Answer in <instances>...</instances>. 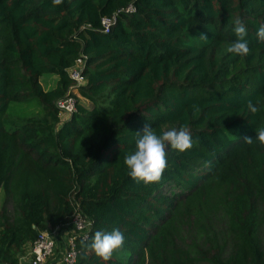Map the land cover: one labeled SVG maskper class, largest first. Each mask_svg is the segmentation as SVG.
Listing matches in <instances>:
<instances>
[{
	"label": "trees",
	"instance_id": "16d2710c",
	"mask_svg": "<svg viewBox=\"0 0 264 264\" xmlns=\"http://www.w3.org/2000/svg\"><path fill=\"white\" fill-rule=\"evenodd\" d=\"M237 18L246 56L227 52ZM261 24L264 0H0V263L19 264L40 230L80 214L91 226L73 264H264ZM145 123L157 135L187 127L193 141L166 147L150 184L124 163ZM116 228L124 244L109 261L84 255L81 240Z\"/></svg>",
	"mask_w": 264,
	"mask_h": 264
},
{
	"label": "clouds",
	"instance_id": "9594fccd",
	"mask_svg": "<svg viewBox=\"0 0 264 264\" xmlns=\"http://www.w3.org/2000/svg\"><path fill=\"white\" fill-rule=\"evenodd\" d=\"M62 2L63 0H53L55 5ZM234 32L237 39L229 44L227 52L240 56L248 55L250 48L245 39L247 29L239 18L235 20ZM256 35L260 41H264V24L260 25ZM199 39L206 40L207 34L201 32ZM247 109L252 114L259 111L257 104L251 100L247 101ZM135 134V149L125 156L124 163L129 170L128 175L145 184L156 183L162 179L163 172L167 167L166 147L170 146L172 149L184 152L193 146L191 133L187 127L162 130V133L157 135L153 127L149 123H145L143 128ZM255 139L264 144V129L256 131ZM244 142L251 144L253 138L245 137ZM80 244L85 256L94 253L103 261H109L113 252L123 246L124 233L118 228L111 232L96 231L90 242L81 240Z\"/></svg>",
	"mask_w": 264,
	"mask_h": 264
},
{
	"label": "built area",
	"instance_id": "2783aa9c",
	"mask_svg": "<svg viewBox=\"0 0 264 264\" xmlns=\"http://www.w3.org/2000/svg\"><path fill=\"white\" fill-rule=\"evenodd\" d=\"M128 10H133L132 7H128ZM111 19L104 18L102 24L104 25L105 32H108V25ZM82 59H76L73 67L68 69V73L71 79L74 80L76 87L81 86L85 82V78L80 74ZM57 106L62 113L68 114L75 110V101L72 97L66 96L57 102ZM88 219H82L80 214H75L73 219L67 224L71 225L72 232L66 239V248L62 257V264H73L76 260L77 249L76 239L83 238L86 234V229L89 225ZM54 232L49 233L46 231L38 232L37 239L27 249V259L30 264H44L53 254L55 250Z\"/></svg>",
	"mask_w": 264,
	"mask_h": 264
},
{
	"label": "rangeland",
	"instance_id": "374dc122",
	"mask_svg": "<svg viewBox=\"0 0 264 264\" xmlns=\"http://www.w3.org/2000/svg\"><path fill=\"white\" fill-rule=\"evenodd\" d=\"M56 80H57V77L54 76V75H43V76L40 78V82H41V84H42V86H43L44 89H51V88H53V87L55 86ZM11 110H12V112H17V114H18L20 111H22V112L25 113V114H31V113H34V112H35L33 108H31V107H29V106H27V105H22V107H20V106H16V105H12ZM3 200H4V192H3V190L1 189V190H0V208H1V206H2ZM80 217H81L82 219H88L87 217H85V216H83V215H80ZM70 221H71V219L69 220V222H70ZM88 221L90 222L89 219H88ZM69 222H68V223H69ZM68 225H69V228H70V227H71L70 224H64V225H61V226L55 227V228H53V229H44V230H40V231H46V232L52 233V232H54V230L57 228V230H56L55 233H54L55 243H56V245H57L56 238H61V237H63L64 232L59 233L58 237H56V235L58 234V232H59L60 229L66 228V227H68ZM90 226H91V223H89L87 229L85 230L86 233H87V231L89 230ZM40 231H39V232H40ZM69 232H71V229H70ZM36 239H37V238H36ZM56 245H55V250H54V252H53V254H52V256H51L50 258L54 257V255H55V253H56ZM61 247H62V248L66 247V242H64V246L61 245ZM58 251H59V248L57 249V252H58ZM50 258H49V259H50ZM49 259H48V260H49ZM48 260H47V261H48Z\"/></svg>",
	"mask_w": 264,
	"mask_h": 264
},
{
	"label": "crops",
	"instance_id": "0c3cea01",
	"mask_svg": "<svg viewBox=\"0 0 264 264\" xmlns=\"http://www.w3.org/2000/svg\"><path fill=\"white\" fill-rule=\"evenodd\" d=\"M70 229L72 232V228L71 227L69 228V225H68V227L59 230L56 237H58L59 233H61V232H64V235L61 238H56V241H57L56 253H55L54 257L50 258L44 264H62V257H63V254H64L66 247L62 248L61 245L64 246V242H66L67 237L71 234V232H69ZM58 248H59V251L57 252ZM24 256H27V250L25 251L23 256L19 259V264H30L29 259H27Z\"/></svg>",
	"mask_w": 264,
	"mask_h": 264
}]
</instances>
